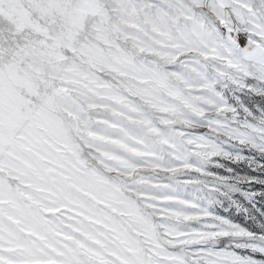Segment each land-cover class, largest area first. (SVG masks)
<instances>
[{"label":"snow or ice","instance_id":"6c2138e0","mask_svg":"<svg viewBox=\"0 0 264 264\" xmlns=\"http://www.w3.org/2000/svg\"><path fill=\"white\" fill-rule=\"evenodd\" d=\"M261 161L264 0H0V264H264Z\"/></svg>","mask_w":264,"mask_h":264},{"label":"rangeland","instance_id":"374dc122","mask_svg":"<svg viewBox=\"0 0 264 264\" xmlns=\"http://www.w3.org/2000/svg\"><path fill=\"white\" fill-rule=\"evenodd\" d=\"M245 155H248L249 153L245 152L244 153ZM262 163H264V161H261ZM237 171L242 174V175H247V174H250L251 173V170L247 168L246 165H241ZM255 175H261V173H255ZM261 190H264V188H262L261 186H256V191H261ZM257 207H260V205L258 204ZM233 215L235 216V214L233 213ZM258 215V213H257ZM237 222H242V223H247V221H242V220H238Z\"/></svg>","mask_w":264,"mask_h":264}]
</instances>
